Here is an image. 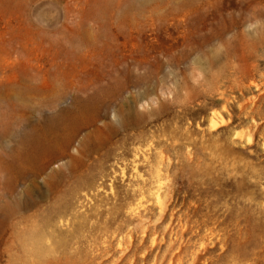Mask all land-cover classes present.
<instances>
[{"label": "rangeland", "instance_id": "1", "mask_svg": "<svg viewBox=\"0 0 264 264\" xmlns=\"http://www.w3.org/2000/svg\"><path fill=\"white\" fill-rule=\"evenodd\" d=\"M52 115L0 264H264V0H0V132Z\"/></svg>", "mask_w": 264, "mask_h": 264}, {"label": "bare ground", "instance_id": "2", "mask_svg": "<svg viewBox=\"0 0 264 264\" xmlns=\"http://www.w3.org/2000/svg\"><path fill=\"white\" fill-rule=\"evenodd\" d=\"M9 42H12L11 39H8ZM6 41V40H5ZM26 41V39H24ZM25 48V46H24ZM16 54L17 51H16ZM21 53L19 54V56ZM55 89V85H53V90ZM58 98L54 97L52 99L53 106L57 105ZM58 116L52 115L48 116L44 119L43 123L41 124V128L37 129L35 126L27 129L25 125L22 126H15L14 128L7 127V130L4 132H0V136L5 139V137H8L12 141L13 146H8L5 144L4 141H0V159H1V166L0 168H3L4 172H9L7 175H5V179L7 182H12L14 179V175L12 173V170L14 169L15 165L13 162L3 161L1 156L9 155L14 159H24V158H30L35 157L37 152H44L48 151V146L46 144V139L50 132H55L58 129ZM13 129V130H12ZM58 139H54L53 143H57ZM50 144L49 142H47ZM54 149V148H53ZM18 157V158H16ZM14 180H17L16 178ZM0 183H2V179H0ZM7 188L1 190L2 193L5 194ZM34 203V202H33ZM30 206V205H29Z\"/></svg>", "mask_w": 264, "mask_h": 264}]
</instances>
